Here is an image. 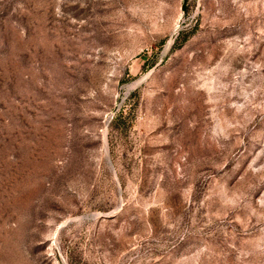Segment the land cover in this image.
I'll return each mask as SVG.
<instances>
[{"label": "rangeland", "instance_id": "374dc122", "mask_svg": "<svg viewBox=\"0 0 264 264\" xmlns=\"http://www.w3.org/2000/svg\"><path fill=\"white\" fill-rule=\"evenodd\" d=\"M0 264H264V0H0Z\"/></svg>", "mask_w": 264, "mask_h": 264}, {"label": "water", "instance_id": "95a60500", "mask_svg": "<svg viewBox=\"0 0 264 264\" xmlns=\"http://www.w3.org/2000/svg\"><path fill=\"white\" fill-rule=\"evenodd\" d=\"M185 7H186V1L183 4V10H185Z\"/></svg>", "mask_w": 264, "mask_h": 264}]
</instances>
